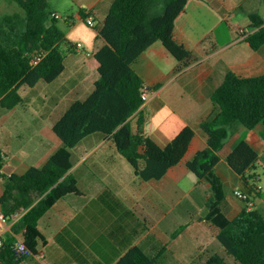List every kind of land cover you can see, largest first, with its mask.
Here are the masks:
<instances>
[{
	"label": "crops",
	"instance_id": "0c3cea01",
	"mask_svg": "<svg viewBox=\"0 0 264 264\" xmlns=\"http://www.w3.org/2000/svg\"><path fill=\"white\" fill-rule=\"evenodd\" d=\"M68 1L67 10L78 14L83 8L98 24L114 0ZM262 4L260 0H189L174 34L192 53V62L181 66L161 42H156L134 63L135 71L151 88L141 108L144 125L140 135L165 147L184 127H193L195 135L184 158L163 178L146 180L118 150L112 135L87 136L71 150L73 167L69 173L81 193L62 198L39 220L44 244L21 264H117L132 248H140L161 264H206L214 253L230 264L217 239L218 228L206 220L210 205L217 201L216 194L211 183L198 179L187 163L208 146L200 124L217 111L211 94L226 73H264V47L252 50L244 40L246 34L240 33L250 21L246 26L230 21L237 11L249 18L248 12ZM55 12L68 24L78 22L71 12ZM104 43L97 36L93 42L82 37L71 41L64 52L61 49L65 69L55 81L22 86V103L12 109L0 105V147L6 160L3 174L23 175L32 167L42 168L63 146L54 124L72 103L85 100L94 90L100 79L95 53ZM131 122L138 131L137 115ZM243 140L260 155L253 171L258 177L254 190L226 162ZM219 156L215 171L224 193L217 202L221 211L229 219L246 208L258 210L264 217V172L259 169V165L264 168V125L254 129L234 125ZM4 190L0 177V197ZM238 191L248 194L249 200L238 198ZM23 214L17 213L8 223L5 236Z\"/></svg>",
	"mask_w": 264,
	"mask_h": 264
},
{
	"label": "trees",
	"instance_id": "16d2710c",
	"mask_svg": "<svg viewBox=\"0 0 264 264\" xmlns=\"http://www.w3.org/2000/svg\"><path fill=\"white\" fill-rule=\"evenodd\" d=\"M23 14L0 16V105L12 109L23 102L22 86L34 87L39 82L52 83L64 71L61 44L68 42L53 17L52 0H10ZM264 3V0H260ZM189 0H114L105 19L97 26V37L105 41L95 53L100 79L85 100L71 104L54 124L53 130L63 146L42 167H32L25 174L2 173L5 155L0 147V177L5 190L0 207L9 222L24 214L11 228L0 246V264H21L28 256L15 249L22 235L32 255L44 244L39 220L62 198L80 194L77 180L69 173L73 167L71 150L92 134L112 135L118 150L143 179H161L172 166L182 161L195 135L191 126L184 127L165 147L151 137L140 135L144 125L142 94L151 88L135 71L134 63L154 43L161 42L181 63L193 60L187 47L175 39L177 19L186 11ZM82 19L87 14L78 10ZM250 25L245 42L254 51L264 47V17L259 11L248 12ZM85 23V22H84ZM70 43V42H69ZM42 55L34 65L33 59ZM217 111L204 119L200 127L207 136V148L198 152L188 167L198 179L207 180L216 194L206 220L218 228L217 239L227 254L239 264H264V217L256 209H244L229 219L220 209L222 183L216 174L219 151L231 128L240 123L247 129L264 125V73L243 76L228 71L223 82L211 94ZM137 115L138 131L131 118ZM250 190L258 177L253 174L260 162L259 153L246 141L239 142L226 158ZM117 264H161L140 248H132ZM206 264H228L217 253Z\"/></svg>",
	"mask_w": 264,
	"mask_h": 264
},
{
	"label": "rangeland",
	"instance_id": "374dc122",
	"mask_svg": "<svg viewBox=\"0 0 264 264\" xmlns=\"http://www.w3.org/2000/svg\"><path fill=\"white\" fill-rule=\"evenodd\" d=\"M68 2H69L68 0H52L53 9L55 10L59 9L60 11H63L64 14H68L71 12V14H73L75 16V19L78 21L77 24L74 26L68 24L67 21L58 20L60 28L63 30V32L67 36V39L69 40L68 42H63L61 44V49L63 50V52L69 46L71 41H76L77 38L79 37L86 38L90 40V42H93L97 36V30L95 28L88 26L86 23L79 20L78 14L76 12L72 13V10L69 11L66 9L67 8L66 5L68 4ZM257 11H259L260 14L264 16V3L259 8H257ZM14 13L23 14V11L17 4H15L10 0H0V16L11 15ZM230 21L234 25L246 26L250 20L249 18L244 16L243 12L237 11L235 14L231 16ZM98 24L96 23V26ZM240 33L243 34L242 32ZM89 47L91 48V44H89ZM261 167L262 165H259L260 171L264 172V168ZM262 176H263L262 185L264 186V174H262ZM227 260L229 261L230 264H235V261L231 256L227 255Z\"/></svg>",
	"mask_w": 264,
	"mask_h": 264
},
{
	"label": "built area",
	"instance_id": "2783aa9c",
	"mask_svg": "<svg viewBox=\"0 0 264 264\" xmlns=\"http://www.w3.org/2000/svg\"><path fill=\"white\" fill-rule=\"evenodd\" d=\"M53 17L55 19H58V20H63L64 17L61 16L59 13H53ZM83 22H85L88 26H91V27H95L96 26V22L95 20L93 19L92 16H87L86 18L82 19ZM242 33L245 32V30H241ZM78 47H81V44H78ZM43 54L39 55V56H36L34 59H33V64L36 65L40 60H41V57H42ZM148 90L145 89L143 94H142V98L144 101L147 100L148 98ZM237 197L242 199V200H245V201H248L249 200V195L246 194V193H243V192H237L236 193ZM8 223H9V219L8 217L5 215V213L3 212V210L1 209L0 207V246L3 244V239L5 237V233H6V229H7V226H8ZM15 249L17 251V253L21 256H32V253L31 251L27 248V246L25 245L24 243V240H23V236L20 234L17 236V241H16V245H15Z\"/></svg>",
	"mask_w": 264,
	"mask_h": 264
}]
</instances>
